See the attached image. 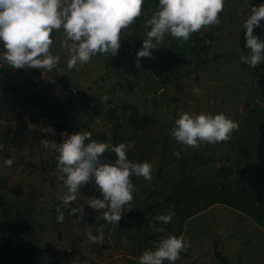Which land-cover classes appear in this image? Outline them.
I'll use <instances>...</instances> for the list:
<instances>
[{"label": "rangeland", "instance_id": "374dc122", "mask_svg": "<svg viewBox=\"0 0 264 264\" xmlns=\"http://www.w3.org/2000/svg\"><path fill=\"white\" fill-rule=\"evenodd\" d=\"M158 3L144 0L142 15L122 31L118 56L98 54L69 71L61 30L53 32L51 48L60 56L59 72L17 70L0 61V143L5 145L0 152V219L7 230L24 236L19 254L28 264H137L153 241L181 234L191 247L176 264H225L217 249L229 264H264V63L253 69L240 60L249 51L244 21L251 7L264 0H225L219 25L192 34L184 44L166 35L153 58H141L137 68L136 53L146 38L143 24ZM254 31L264 39V21ZM127 34L132 36L127 39ZM37 72L41 84L31 80L39 78ZM195 87L202 94H194ZM29 89L34 93L29 95ZM105 95L109 99L102 104ZM71 99L80 103V110L69 106ZM124 103L136 104L155 121L142 131L130 127L125 117L119 119L126 132L118 130L130 136L112 142L127 145L130 161L150 162L152 180L132 178L139 190L118 225L103 221V210L86 206L91 197L100 196L94 183L82 188L70 205H85L84 220L77 221L64 208V221L58 222V196L64 189L57 154L40 141L59 143L64 133L90 131L92 139L105 142L95 135L107 132L114 120L108 117L109 107L119 114ZM184 112L223 113L239 130L230 142L185 151L170 137ZM48 127L55 135H46ZM177 150L179 159L173 154ZM6 158L13 159L11 167L4 166ZM115 159L111 151L103 157L105 162ZM184 179L189 181L187 192ZM170 195L184 196V208L160 204ZM169 213L175 214L171 223L157 224L165 232L147 226L155 216ZM99 223L105 224V239L98 246L87 234L97 235Z\"/></svg>", "mask_w": 264, "mask_h": 264}, {"label": "clouds", "instance_id": "9594fccd", "mask_svg": "<svg viewBox=\"0 0 264 264\" xmlns=\"http://www.w3.org/2000/svg\"><path fill=\"white\" fill-rule=\"evenodd\" d=\"M144 0H0V61L14 69H36L48 72L57 71L60 56L53 55V32L63 31L61 46L68 55L67 70L77 65L90 63L92 57L101 54L119 55L122 31L133 25L142 15ZM225 0H159L158 8L144 24L146 38L136 53V67H140L141 58H153V50H158L166 35H170L180 44L191 39L192 34L207 30L220 24V14ZM264 21V3L252 6L250 15L243 27L248 54L241 55L242 63L256 69L264 63V39L255 29ZM193 93L200 95L199 87ZM107 95L100 103L107 104ZM239 130V124L223 113L210 114L184 112L170 129V137L184 150L196 149L201 145L230 142L233 134ZM46 135H55L54 129L47 128ZM44 149L57 154L58 180L63 184V193L58 196L61 204L57 207V221H64V211L77 221H83L87 213L85 205H75L82 188L93 184L100 193L91 197L87 207L102 212L101 219L107 224L118 225L124 215V209L134 200L138 187L133 177L151 181L153 165L150 162H132L128 159L127 145L113 144L109 133L105 142L92 139L90 131L75 134H63L62 142L48 138L42 139ZM5 145L0 143V152ZM115 153L114 161L105 162L104 154ZM178 159L180 151L173 153ZM13 165L12 158L4 160L5 167ZM174 213L159 214L147 226L157 233L165 232L164 227L172 222ZM105 224L99 223L96 232L87 234V240L94 245H103ZM127 243V241H124ZM191 247L190 239L183 234L161 237L153 241L152 247L143 251L137 264H176L182 253ZM135 259V258H134Z\"/></svg>", "mask_w": 264, "mask_h": 264}, {"label": "trees", "instance_id": "16d2710c", "mask_svg": "<svg viewBox=\"0 0 264 264\" xmlns=\"http://www.w3.org/2000/svg\"><path fill=\"white\" fill-rule=\"evenodd\" d=\"M131 36L132 34H127V39ZM38 73L39 72L36 73V76H39V78L38 79L35 78L34 80V77L32 76L33 78L31 80L33 83L37 82V84H41L40 83L41 75H39ZM32 93H34L32 89L31 90L29 89V95ZM68 101H69L68 103L70 104L69 106H71L73 109H77V110L81 109L80 108L81 105L79 102L76 103V101H73L72 99ZM109 108L112 112L108 117L109 119L111 117H114L115 121L111 120L112 121L111 122L109 120L110 125L107 132H102L100 134L95 135L99 137L101 141H106L109 133L111 134L112 139L118 138L121 141L126 140V138L129 139L130 134L124 137L123 134L120 132V130H118V129H123V131L126 130V129L124 130L122 123H120L119 121V119H122L124 117L127 119V123L130 125V127H134L135 130L137 129L142 131L147 130L150 123L155 121L154 117L150 115V113L142 111L136 104H132V103L122 104L121 105L122 111L119 114H117L116 111L112 110L113 109L112 107ZM58 111L59 110H57L56 113H58ZM7 136L9 137V133H7ZM93 137L94 135L92 134V138ZM185 177H187V175H185ZM188 182H189L188 179L182 180V187L185 186L186 189L185 192H187L189 188V186L187 185ZM263 198L264 197H261V199ZM185 200L186 199L184 198V196L170 195L167 196L163 202H160V204L163 205L173 204L176 207L183 206L182 208H184ZM1 220L2 219H0V232L2 233L0 234V264H28L29 262L27 260L22 259L19 254V248L22 247L24 244H26L24 236L19 231H13L11 228L7 230L4 227L3 221ZM216 253L219 259H221L225 264H229L228 258L224 254H222L218 249L216 250Z\"/></svg>", "mask_w": 264, "mask_h": 264}]
</instances>
